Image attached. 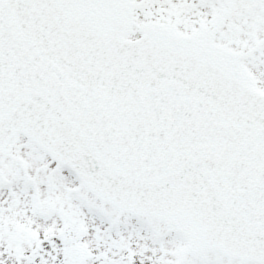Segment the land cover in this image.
Here are the masks:
<instances>
[{"label": "snow or ice", "instance_id": "snow-or-ice-1", "mask_svg": "<svg viewBox=\"0 0 264 264\" xmlns=\"http://www.w3.org/2000/svg\"><path fill=\"white\" fill-rule=\"evenodd\" d=\"M0 264H264V0H0Z\"/></svg>", "mask_w": 264, "mask_h": 264}]
</instances>
